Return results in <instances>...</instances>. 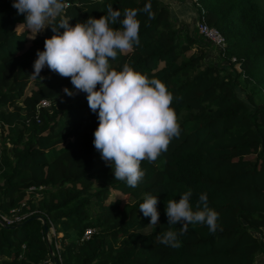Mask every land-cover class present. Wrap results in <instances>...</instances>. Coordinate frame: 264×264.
I'll use <instances>...</instances> for the list:
<instances>
[{"label":"trees","instance_id":"trees-1","mask_svg":"<svg viewBox=\"0 0 264 264\" xmlns=\"http://www.w3.org/2000/svg\"><path fill=\"white\" fill-rule=\"evenodd\" d=\"M65 1L72 24L105 15L108 4L137 11L139 44L110 63L164 82L181 134L154 163L141 162L138 187L115 180L93 144L99 120L87 94H65L70 78L47 67L32 74L52 27L32 39L17 27L25 17L13 0H0V264H256L264 256V0H192L199 19L225 36L219 56L231 70L207 60L211 43L173 19L167 3ZM189 189L194 210L207 193L219 213L215 233L168 225L165 201ZM144 193L158 196V225L139 210ZM28 211L18 222L3 219ZM87 226L94 232L82 238ZM169 228L179 248L156 242Z\"/></svg>","mask_w":264,"mask_h":264},{"label":"clouds","instance_id":"clouds-1","mask_svg":"<svg viewBox=\"0 0 264 264\" xmlns=\"http://www.w3.org/2000/svg\"><path fill=\"white\" fill-rule=\"evenodd\" d=\"M12 6L25 17L17 27H25L32 39L49 26L54 33L45 39L43 50H37L32 74L40 77L47 67L70 78L72 88L65 87V94H87L89 108L98 113L95 149L112 167L115 180L138 187L145 175L141 162L154 163L167 151L171 140L180 136L181 126L171 107L173 95L164 82L136 71L127 62L119 70L110 63L139 44L137 11L128 8L122 14L108 4L105 15L72 24L62 15L67 7L65 0H13ZM143 11L151 16V5L146 4ZM118 22L120 27L112 26ZM192 195L189 189L180 194L179 200L165 201L168 225H181L182 232L189 224L206 225L210 233H215L219 213L208 206L207 193L200 194L195 210L190 203ZM158 203V196L144 193L139 204L144 216L150 217L149 225L160 223ZM178 235L169 228L155 240L179 248Z\"/></svg>","mask_w":264,"mask_h":264},{"label":"built area","instance_id":"built-area-1","mask_svg":"<svg viewBox=\"0 0 264 264\" xmlns=\"http://www.w3.org/2000/svg\"><path fill=\"white\" fill-rule=\"evenodd\" d=\"M196 2V0H194ZM66 4H68L65 1ZM198 7H201L200 4L197 3ZM203 10V9H201ZM196 13V21L194 22V27L197 30L198 34L204 38L205 40H207L208 42L211 43L212 46L215 47V50H217V53H221L224 55V50L226 48V39L225 36L223 35V33L214 26L209 25L208 23H206L204 20L199 19L197 12ZM235 58L232 57V60H234ZM49 106L50 105V101L47 99H42L40 101L39 106ZM41 186H30L29 187V191H36L38 189H40ZM31 211H28L27 213L24 214H14L12 217H8V216H3V219H5V221L7 223H12V222H18L20 221L23 217H25L26 214H29ZM51 231L53 232V228H51ZM94 232V228L92 226H87L85 227V229L83 230V234H82V238H89L90 235ZM263 241H264V235H263ZM56 247H58V244L55 243Z\"/></svg>","mask_w":264,"mask_h":264},{"label":"rangeland","instance_id":"rangeland-1","mask_svg":"<svg viewBox=\"0 0 264 264\" xmlns=\"http://www.w3.org/2000/svg\"><path fill=\"white\" fill-rule=\"evenodd\" d=\"M158 1L167 3L169 5L170 13H171V16L173 17V19H175L176 21H179V22H184L190 28H191V26H193V23H192L193 19H194V22L197 19L196 13H194V11H195L194 6H197V4H195L192 0H158ZM175 12H180L181 15L180 14L175 15ZM19 24H21V23H19ZM19 24H17V26ZM21 27H23V26H21ZM21 27H18V28H21ZM192 31H193V29H192ZM193 33H194V31H193ZM196 34L198 36H200L198 34L197 30L195 32V35ZM31 35L32 34L29 32V36H31ZM184 36H181V38H184ZM201 40L203 41L204 39L201 38ZM206 56H207V60H211L212 62H215L219 66L226 65V67L230 70L233 67L228 61H226L225 59H223L219 56V54L217 53V50H215V47L212 46L211 44H210V46L208 45V51H207ZM237 68L240 69L239 66H237ZM1 138H2V136L0 135V140H1ZM149 227H147L146 230H148ZM257 264H264V256H262V259L260 261H258Z\"/></svg>","mask_w":264,"mask_h":264},{"label":"water","instance_id":"water-1","mask_svg":"<svg viewBox=\"0 0 264 264\" xmlns=\"http://www.w3.org/2000/svg\"><path fill=\"white\" fill-rule=\"evenodd\" d=\"M34 217L42 219L43 225H44V230H45V232H48V227L46 225V219L44 218V216L42 214H37ZM18 225H20V224H18ZM50 250H51V248H50Z\"/></svg>","mask_w":264,"mask_h":264},{"label":"crops","instance_id":"crops-1","mask_svg":"<svg viewBox=\"0 0 264 264\" xmlns=\"http://www.w3.org/2000/svg\"><path fill=\"white\" fill-rule=\"evenodd\" d=\"M194 13H195V11H194ZM178 14H180V15H181V13H180V12H175V15H178ZM176 17H177V16H176ZM192 23H193V26H191V28H194V19H193V22H192ZM185 26L187 27V29H188V28H189V29H191L190 27H188V26H187V24H186ZM195 32H196V30H195ZM196 37H198V38H199L200 36H198V35L196 34ZM199 39H201V37H200ZM204 41H205V40H204ZM261 259H262V256H261V257H259V258L257 259V261H256V264H257V262H258V261H260Z\"/></svg>","mask_w":264,"mask_h":264}]
</instances>
